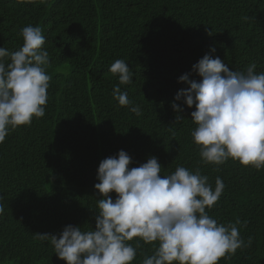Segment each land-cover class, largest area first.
Returning a JSON list of instances; mask_svg holds the SVG:
<instances>
[{
    "label": "trees",
    "instance_id": "obj_1",
    "mask_svg": "<svg viewBox=\"0 0 264 264\" xmlns=\"http://www.w3.org/2000/svg\"><path fill=\"white\" fill-rule=\"evenodd\" d=\"M30 24L43 29L52 79L45 116L0 144V264H67L36 234L59 238L68 225L95 229L104 198L95 188L98 168L121 150L130 169L154 156L161 176L178 166L199 168L213 188L221 177L225 189L208 214L225 224L246 221L240 235L252 243L219 264H264V169L232 160L219 170L203 164L191 136L195 106L175 101L189 87L180 76L202 79L192 67L205 54L232 71L253 62L264 71V0H0V47L19 50V32ZM116 59L134 73L133 83L120 87L140 106L139 116L113 99L119 80L109 68ZM140 245L133 264L153 254L152 245Z\"/></svg>",
    "mask_w": 264,
    "mask_h": 264
},
{
    "label": "clouds",
    "instance_id": "obj_2",
    "mask_svg": "<svg viewBox=\"0 0 264 264\" xmlns=\"http://www.w3.org/2000/svg\"><path fill=\"white\" fill-rule=\"evenodd\" d=\"M17 3L47 4L48 0ZM19 36L23 38L19 50L0 47V144L10 132L44 117L48 102L51 61L43 29L30 24ZM109 71L119 80L113 99L141 115L140 106L120 87L133 83L129 64L116 59ZM192 72L202 79L180 76L179 82L189 87L180 90L175 101L195 106L191 121L196 127L191 136L200 160L217 170L229 160L264 169V71L257 72L255 62L243 71H232L218 56L205 54ZM175 101L173 109L182 113L184 109ZM176 119L180 123L183 117ZM131 163L123 150L101 161L95 188L104 198L97 200L95 229L68 225L59 238L36 234L50 242L59 259L67 264H133L143 241L154 251L141 264H219L221 258L230 260L238 249L251 246L252 237L245 242L238 227H246V221L225 224L208 214L225 189L221 177H216L213 188L199 168L178 166L161 176L163 168L154 156L139 167L130 169ZM112 192L117 194L115 201L109 195ZM134 240L135 246L130 243Z\"/></svg>",
    "mask_w": 264,
    "mask_h": 264
}]
</instances>
